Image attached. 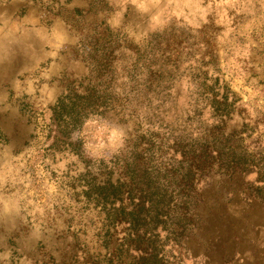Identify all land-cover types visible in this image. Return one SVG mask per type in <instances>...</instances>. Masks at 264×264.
Listing matches in <instances>:
<instances>
[{
  "label": "rangeland",
  "instance_id": "obj_1",
  "mask_svg": "<svg viewBox=\"0 0 264 264\" xmlns=\"http://www.w3.org/2000/svg\"><path fill=\"white\" fill-rule=\"evenodd\" d=\"M6 6L0 264H264V0Z\"/></svg>",
  "mask_w": 264,
  "mask_h": 264
},
{
  "label": "trees",
  "instance_id": "obj_2",
  "mask_svg": "<svg viewBox=\"0 0 264 264\" xmlns=\"http://www.w3.org/2000/svg\"><path fill=\"white\" fill-rule=\"evenodd\" d=\"M195 169H196V174H198V173H201V176H206L205 174H203L204 173V171L202 170V168L201 167H199V166H195ZM195 172H193V170L192 169H190L189 171H188V173H187V179H189V181H192L191 183H192V185H193V183H194V181L196 180L195 179V177H196V174H194Z\"/></svg>",
  "mask_w": 264,
  "mask_h": 264
},
{
  "label": "crops",
  "instance_id": "obj_3",
  "mask_svg": "<svg viewBox=\"0 0 264 264\" xmlns=\"http://www.w3.org/2000/svg\"><path fill=\"white\" fill-rule=\"evenodd\" d=\"M15 0H0V4L2 5L1 6V9H0V19H4V15H2V11L5 9V7H7L6 5L14 2Z\"/></svg>",
  "mask_w": 264,
  "mask_h": 264
}]
</instances>
